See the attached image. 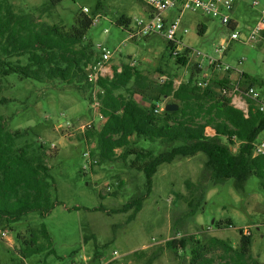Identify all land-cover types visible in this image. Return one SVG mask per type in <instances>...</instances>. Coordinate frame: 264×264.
I'll list each match as a JSON object with an SVG mask.
<instances>
[{"label":"rangeland","instance_id":"rangeland-1","mask_svg":"<svg viewBox=\"0 0 264 264\" xmlns=\"http://www.w3.org/2000/svg\"><path fill=\"white\" fill-rule=\"evenodd\" d=\"M253 1H258L259 6L253 7ZM9 2L18 14L28 15L37 23L57 25L65 31H70L82 14L93 17L95 24L82 44L88 55L86 73L99 57L98 47L105 46L112 53L108 72L129 64L149 80L150 89L145 95L133 96L143 106L153 103L151 97L157 96L159 88L168 80H173L176 87L187 82L200 61L191 56L186 66L177 64L175 54L161 36L129 40V33L117 22L121 17L131 20L145 17L146 6L142 0H63L51 10L47 8V0ZM262 10L264 0L239 1L236 17L243 36L253 29ZM201 26L207 29L203 36L199 34ZM183 27L188 30L186 34L181 33L186 45L243 73L242 87L245 90L253 85L260 95L257 103L264 105V44L233 42L224 53L222 43L231 32L218 20L198 12L186 13ZM9 61L27 65L29 57H11ZM207 63L205 59L204 65ZM241 73L233 70L229 75L236 81ZM217 76L213 75L219 80ZM43 81L13 74L0 82L1 99L5 100L0 105V117L10 132L22 134L17 148L28 145L31 151L38 152L43 147L54 183L53 200L57 201L46 217L31 213L13 230L7 228L8 240H0V264H189L196 245L208 244L212 238L224 240L237 250L240 230L252 237V262L264 264L261 179L256 176L241 180L217 178L207 156L200 153L161 166L148 195L145 174L136 168L141 164L136 156L121 159L123 150L119 149L116 160L100 162L96 133L106 120L94 101L99 89L90 90L61 80ZM118 93L129 96L126 90ZM247 98L242 93L234 105L248 110ZM170 103L178 105L166 97L159 102L165 107ZM212 134L208 129L207 136L211 138ZM259 140H264V133ZM134 141V150H151L155 155L163 151L158 144ZM221 142L227 144L225 139ZM239 147L238 143L229 145L233 154L238 153ZM87 152L98 161L92 170H84ZM141 198L144 201L139 212L136 208L119 212ZM194 198L202 199V207L195 216L189 206ZM43 224L51 247L39 235L33 249L42 251L26 259L23 252L28 248L27 243L33 233L39 234ZM184 238L189 240L187 250L167 247L169 241ZM223 256L221 250L207 255L208 259L213 257L214 264H222Z\"/></svg>","mask_w":264,"mask_h":264},{"label":"trees","instance_id":"trees-1","mask_svg":"<svg viewBox=\"0 0 264 264\" xmlns=\"http://www.w3.org/2000/svg\"><path fill=\"white\" fill-rule=\"evenodd\" d=\"M47 1V8L51 10L63 0ZM131 22V19L121 17L117 25L123 28ZM93 25V17L82 14L72 29L65 31L57 25L37 23L28 15H20L9 0H0V82L2 78L15 74L36 82L46 79L61 80L70 85L77 83L92 90L95 85L85 71L88 55L82 44ZM206 31L205 27H199L200 35H205ZM168 44L171 48L172 45ZM188 52L176 56L177 64H188ZM26 55L29 57L27 65L9 61L11 57ZM118 69H114L112 78H100L97 83L100 89L96 94L99 112L106 120L96 133L101 163L116 160L119 149L123 150L121 159L136 156L141 163L136 168L145 174L148 195L161 166L200 153L207 156L217 178L241 180L256 176L264 184V155H253V146L264 133V112L256 101L247 98V112L237 108L220 90L225 82L213 79L206 88L198 86L195 80L199 70L195 68L190 79L177 87L173 80L165 82L158 95L151 97L154 104L146 107L133 96L145 95L150 89L149 80L129 64H123L121 72ZM250 87L253 85H248ZM121 90H126L129 96L118 93ZM1 95L0 87V105L5 102ZM162 97L178 102L179 109L157 113V103ZM90 100L93 101L92 97ZM208 129L215 132L214 137L207 136ZM21 138L22 134L10 132L0 117V229L11 227L13 230L31 213L46 217L57 203L53 200L54 183L43 147L38 152L31 151L28 145L17 148ZM134 139L158 144L163 151L155 155L151 150H134ZM237 143L240 144L239 151L233 154L229 145ZM143 201V198L137 199L119 212L126 213L132 208L139 212ZM201 203L202 199L196 198L189 202L193 216L202 207ZM39 235L47 239L51 247L49 233L43 224L39 234L33 233L27 243L28 248L23 252L26 259L42 251L33 249L38 244ZM188 246L186 238L167 243L171 250L184 251ZM251 247L252 237L240 230L237 250L224 240L212 238L208 244L199 242L196 245L189 264H214L213 257L208 259L207 255L217 250L224 253L222 264H259L252 262Z\"/></svg>","mask_w":264,"mask_h":264},{"label":"built area","instance_id":"built-area-1","mask_svg":"<svg viewBox=\"0 0 264 264\" xmlns=\"http://www.w3.org/2000/svg\"><path fill=\"white\" fill-rule=\"evenodd\" d=\"M146 6V14L143 18L134 19L123 30L129 33L130 41H139L152 36H161L171 46V52L178 55H184L186 50L188 63L189 58H200L196 64V69L199 70L196 84L202 88L210 85L214 79L213 75H218L220 81L225 82L224 86L220 88L223 95L232 99L233 105L239 102V96L245 93L250 99L259 103L260 95L254 87L244 88L243 78L244 74L230 65H225L221 60L211 59L204 56L202 52L195 51L190 46L183 42L181 33H187L188 30L183 27V18L186 13H201L204 16H209L214 20H218L220 24L231 32V35L226 41L222 43V50L224 53L229 50L233 42H243L244 44H264V10L261 11V16L245 36L240 32V20L236 17L237 6L240 0H142ZM259 2L253 1V7H258ZM88 12V9H84ZM95 24V23H94ZM108 32V30L106 31ZM99 57L96 61L89 65L88 78L89 81L98 88V81L100 78H112L113 73L108 72V64L112 59V53L105 46L98 47ZM207 59V66L204 65V60ZM242 62L240 61V64ZM235 70L241 73V78L234 81L229 75L230 72ZM225 74V76H222ZM100 90V89H99ZM98 90V91H99ZM96 106L99 108L100 104L97 97L94 99ZM261 111L264 112V105L260 104ZM238 108V107H237ZM100 109V108H99ZM165 110V106L157 104L156 112L160 113ZM247 112L248 110H244ZM102 117V116H101ZM254 156L264 155V140H258L253 146ZM87 164L84 170H92L98 161L87 152L84 154ZM8 229H0V240L7 241L9 236Z\"/></svg>","mask_w":264,"mask_h":264},{"label":"water","instance_id":"water-1","mask_svg":"<svg viewBox=\"0 0 264 264\" xmlns=\"http://www.w3.org/2000/svg\"><path fill=\"white\" fill-rule=\"evenodd\" d=\"M179 109V105L175 104V103H170L168 105H166L165 107V111H177Z\"/></svg>","mask_w":264,"mask_h":264},{"label":"crops","instance_id":"crops-1","mask_svg":"<svg viewBox=\"0 0 264 264\" xmlns=\"http://www.w3.org/2000/svg\"><path fill=\"white\" fill-rule=\"evenodd\" d=\"M126 18H127V17H126ZM128 19H129V18H128ZM134 19H136V18H134ZM132 21H133V20H132ZM205 28H206V27H205ZM148 38H149V37H148ZM146 39H147V38H146ZM118 70H119V72H121V68H119ZM113 73H114V72H113ZM158 104H159V103H158ZM144 105H145L146 107H149V106H151L152 104H147V103H145ZM210 130H211V132L213 133L211 137H214V136H215V132H214L212 129H210ZM260 138H261V136L259 137V139H260ZM259 139H258V140H259Z\"/></svg>","mask_w":264,"mask_h":264}]
</instances>
